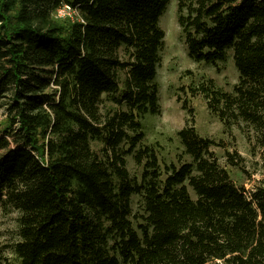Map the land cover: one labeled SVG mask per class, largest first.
<instances>
[{
    "label": "trees",
    "instance_id": "trees-1",
    "mask_svg": "<svg viewBox=\"0 0 264 264\" xmlns=\"http://www.w3.org/2000/svg\"><path fill=\"white\" fill-rule=\"evenodd\" d=\"M169 2L0 0V206L19 213L15 264H264V176L248 194L236 186L211 149L226 145L195 131L185 98L177 136L191 161L161 167L141 144L142 118L160 110ZM64 4L73 17L56 16ZM176 22L189 58L231 51L238 72L231 91L210 77L179 90L264 149V0H176Z\"/></svg>",
    "mask_w": 264,
    "mask_h": 264
},
{
    "label": "rangeland",
    "instance_id": "rangeland-1",
    "mask_svg": "<svg viewBox=\"0 0 264 264\" xmlns=\"http://www.w3.org/2000/svg\"><path fill=\"white\" fill-rule=\"evenodd\" d=\"M74 13L58 18L73 17ZM159 25L164 31V39L160 54V64L156 71L154 82L158 88L159 113L146 114L141 122L144 130L142 145L152 146L157 154L160 166L165 163H174L178 166L191 158L183 153L177 131L184 125L189 115L181 108L182 100H187V105L192 108L195 131L203 137L215 141L222 140L226 145L212 146L211 149L219 165L226 169L232 182L243 187L245 193L255 186L264 176V149L252 146L238 125H232L229 130L225 129L220 120L212 114L202 98L197 95L191 97L184 95L179 87L197 82L201 78L210 77L215 83L226 91H231L233 84L238 80V72L233 64L231 51H228L224 61L216 65L196 62L189 58L186 45L180 34L176 22V0H170L166 9L159 17ZM179 95L180 101L176 96ZM4 118L3 110L0 108V120ZM243 128L245 126L243 125ZM92 146L98 149L100 145L92 142ZM226 151L236 152L242 157L240 165H231L227 162ZM234 155V154H233ZM234 157H236L234 155ZM126 168L131 177L140 179L142 166L136 164L131 154H127ZM190 195L195 194L189 188ZM131 215L130 221L136 229L139 223H144L142 197L133 193L130 196ZM19 213L17 210H4L0 206V264L9 262L15 264L16 258L13 253V245L18 240ZM113 236L108 237V250L110 254L114 251L110 248ZM115 254V253H114Z\"/></svg>",
    "mask_w": 264,
    "mask_h": 264
},
{
    "label": "built area",
    "instance_id": "built-area-1",
    "mask_svg": "<svg viewBox=\"0 0 264 264\" xmlns=\"http://www.w3.org/2000/svg\"><path fill=\"white\" fill-rule=\"evenodd\" d=\"M73 13V10L71 9L70 6L64 4L60 7H58L56 10H55V14L56 16H64L66 14H71Z\"/></svg>",
    "mask_w": 264,
    "mask_h": 264
}]
</instances>
